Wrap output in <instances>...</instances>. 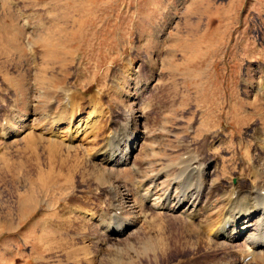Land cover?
Here are the masks:
<instances>
[{
	"label": "rangeland",
	"instance_id": "rangeland-1",
	"mask_svg": "<svg viewBox=\"0 0 264 264\" xmlns=\"http://www.w3.org/2000/svg\"><path fill=\"white\" fill-rule=\"evenodd\" d=\"M131 131L128 165L94 158ZM0 132V264H238L247 240L202 227L238 180L264 185V0H0ZM117 207L121 236L84 215Z\"/></svg>",
	"mask_w": 264,
	"mask_h": 264
},
{
	"label": "bare ground",
	"instance_id": "bare-ground-1",
	"mask_svg": "<svg viewBox=\"0 0 264 264\" xmlns=\"http://www.w3.org/2000/svg\"><path fill=\"white\" fill-rule=\"evenodd\" d=\"M69 94L72 95L71 92H69ZM71 95L64 96V98H65L64 102L67 104V106L69 104H71V107H69L70 108L69 110L71 111V115H70V118L67 117L68 118L67 125L70 126L72 129L71 130V136L73 138H76L79 136V134L82 131L87 130V127L89 124L87 122L85 127H84V123H82V121H78V123L76 124V122H77L76 118H77V115L80 111V105L75 104V102H74L75 100L73 101V99L71 98ZM15 110L14 111L12 110V112H14V115L11 117V119H10L11 121L13 119H15L17 116ZM67 112H68V110H67ZM67 112H66V115L68 114ZM67 118H65V119H67ZM5 122H6V126H4L2 129V135L4 137H6V135H8L7 132L9 130V128H11V122L10 121H5ZM14 122H15V120H14ZM3 125H4V123H3ZM131 129H132V127H131ZM120 130H121V128H120ZM124 130H125V128H124ZM130 134H131L130 136L128 135L129 138L127 139L126 145L124 144L125 146H124L123 150H120V148H117L115 150H108L106 145H103L96 152V155L94 156V158L97 160H100L102 163L114 165L117 167L128 165L129 161L131 160V155L133 154L134 149L137 148L136 140L138 138V136L136 135V133L134 131H131ZM121 138H123V137H121ZM63 139H61V140H63ZM64 142H66V140ZM107 144H108V142H107ZM188 159H186V160H188ZM192 161H193V163L190 164L189 171L190 172L192 171V173H194V175L195 174L197 175L198 181L204 182L206 179L205 177L207 175V167L205 166L204 162H202L204 164L203 165L199 160L195 159ZM135 164L133 163V165H132V171L134 172L133 175H136L138 178H140L142 176V171H141L142 168L140 169L137 166V164L136 165ZM160 178L161 177H159V176L152 178L150 180L152 182L151 184L156 186V184L160 180ZM178 182L180 183V181H178ZM178 182H174V186L176 189H178V185H180ZM137 184L141 185L140 182H138V180H137ZM189 185H191V184H189ZM200 192H201V190H200ZM172 193H173V191L166 190L165 198H164L165 199V206L169 208L171 203H173L172 208L171 207L170 208L172 210L174 209L175 211L176 210H179V211L183 210L182 213L184 215H186L185 217L190 218V220L196 219L197 214L195 216L194 213L197 211V209L199 207L201 208V206H202L203 208H205L204 205L206 203L203 201L202 198L198 199L194 203L193 202L194 199H192V197H190V196L184 195V193L181 196L180 195H178V196L174 195L173 196ZM216 193H218V192L216 191ZM198 194H200V193H198ZM224 198H225V204H223L224 206L222 205L223 208L220 206L222 208L221 209L222 211L220 213V219L217 222H215L213 225H211L212 226L211 228H208L207 226L202 227V228L205 230V233L207 234V236L211 237L212 239L217 238V239H223L225 241L233 242L235 240L237 241V238L238 239L244 238L245 240H247L246 241L248 244L247 246H249V247H248V250L245 249L246 251L239 250V252H238V264H248L252 260H253L252 262L256 263L258 256L261 254L264 255V185H262L261 183L254 184L253 182L250 183L248 181L238 180L237 185H233L230 188V190L227 193H225ZM243 202H245L244 206L239 208L238 210H235L236 204L243 203ZM118 210H121V209L119 207H117L116 210H112L111 215H110V212H109V214L104 213V214H100L99 216H96L95 213L92 215H90V214H84V215L90 221H93L96 224H98L99 226H101V228L104 230V232H106L107 235L116 234V235L121 236L123 233L125 234V232L127 230H129V228L131 226H133L132 225L133 220H132V218L131 219L123 218L121 216V213L118 214V212H119ZM116 211H118V212H116ZM113 212H116V214H113ZM183 214H181V215H183ZM201 215H202V213H201ZM109 216L111 217V219L109 218ZM106 218H108L111 221V222H109L110 224H108V219H106ZM114 222H115V224H113Z\"/></svg>",
	"mask_w": 264,
	"mask_h": 264
}]
</instances>
